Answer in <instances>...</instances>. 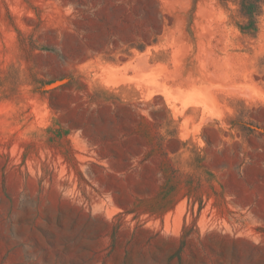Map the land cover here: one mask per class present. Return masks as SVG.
I'll return each instance as SVG.
<instances>
[{"label":"rangeland","instance_id":"rangeland-1","mask_svg":"<svg viewBox=\"0 0 264 264\" xmlns=\"http://www.w3.org/2000/svg\"><path fill=\"white\" fill-rule=\"evenodd\" d=\"M0 264H264V0H0Z\"/></svg>","mask_w":264,"mask_h":264},{"label":"trees","instance_id":"trees-1","mask_svg":"<svg viewBox=\"0 0 264 264\" xmlns=\"http://www.w3.org/2000/svg\"><path fill=\"white\" fill-rule=\"evenodd\" d=\"M141 117H143V116H141ZM144 160V159H143Z\"/></svg>","mask_w":264,"mask_h":264}]
</instances>
